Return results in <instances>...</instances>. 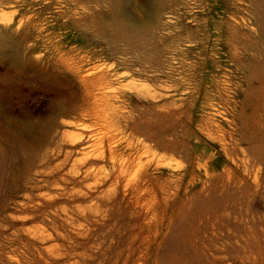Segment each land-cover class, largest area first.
I'll list each match as a JSON object with an SVG mask.
<instances>
[{"label":"rangeland","instance_id":"rangeland-1","mask_svg":"<svg viewBox=\"0 0 264 264\" xmlns=\"http://www.w3.org/2000/svg\"><path fill=\"white\" fill-rule=\"evenodd\" d=\"M0 39V264H264V0H0Z\"/></svg>","mask_w":264,"mask_h":264},{"label":"bare ground","instance_id":"bare-ground-1","mask_svg":"<svg viewBox=\"0 0 264 264\" xmlns=\"http://www.w3.org/2000/svg\"><path fill=\"white\" fill-rule=\"evenodd\" d=\"M170 1H175V0H170ZM75 2H77V3H91V2H96V0H75ZM158 9H156V12L154 13V15H153V17H154V19L156 20L157 18H158ZM0 49H2V50H6V47H5V45H4V41H3V39H0ZM142 87H143V85H141ZM140 86V87H141ZM143 88H145V87H143ZM144 92V94L147 96V97H149L150 98V100L151 101H153V103H155L154 104V107L150 110V115H151V119L150 120H152L153 118L155 119H159V118H161L160 117V115H161V111H163V107H161V106H159L158 105V102L160 101V100H162V98H163V95H161V94H155V93H151V92H149L148 90H146V91H143ZM81 166H85V171H86V151H84L83 153H82V159H80V160H75L74 161V168L75 169H80V167ZM72 167V168H73Z\"/></svg>","mask_w":264,"mask_h":264}]
</instances>
